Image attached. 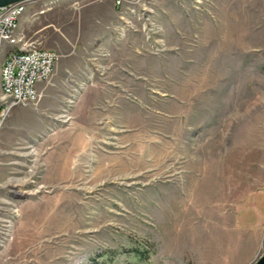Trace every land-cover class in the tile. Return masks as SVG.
Listing matches in <instances>:
<instances>
[{
    "label": "rangeland",
    "instance_id": "374dc122",
    "mask_svg": "<svg viewBox=\"0 0 264 264\" xmlns=\"http://www.w3.org/2000/svg\"><path fill=\"white\" fill-rule=\"evenodd\" d=\"M113 2L106 45L0 131V264H254L264 230L232 218L263 173L264 0H153L152 26ZM107 8L34 0L21 26Z\"/></svg>",
    "mask_w": 264,
    "mask_h": 264
},
{
    "label": "built area",
    "instance_id": "2783aa9c",
    "mask_svg": "<svg viewBox=\"0 0 264 264\" xmlns=\"http://www.w3.org/2000/svg\"><path fill=\"white\" fill-rule=\"evenodd\" d=\"M32 1L34 0H19L0 6V131L15 107L28 106L38 101L42 96L38 85L54 76L57 63L62 57L58 50L42 47L38 41L28 38L21 28V19ZM115 1L122 7V26H133L135 22L132 19L137 15L141 16L140 20L144 19L149 24L150 19L145 18H150L153 12V0ZM140 6L141 11H133ZM145 7L150 8V11L144 10ZM1 209L0 206V211ZM3 221L5 223L6 219ZM2 226L5 227V224ZM4 234L6 237L8 233Z\"/></svg>",
    "mask_w": 264,
    "mask_h": 264
},
{
    "label": "crops",
    "instance_id": "0c3cea01",
    "mask_svg": "<svg viewBox=\"0 0 264 264\" xmlns=\"http://www.w3.org/2000/svg\"><path fill=\"white\" fill-rule=\"evenodd\" d=\"M106 2L108 4L106 11L107 18H105L103 24L99 26V22L97 21L95 26H69L74 30L73 35H69V30L67 31L62 28L63 26H54L53 29L51 28L53 26H40L37 27L36 30H32L33 26H21L24 31H29L28 29H30L33 36L40 38L45 48L56 49L61 54L69 52L70 49L72 52V50L75 49L72 52L73 54L68 56L62 55L65 60H63L62 63H59L60 61L58 62L53 76L55 80L51 83L49 82V84H39L38 88L41 91L46 92L47 85L54 84L64 74H73L79 69L84 68V66L87 65L85 59L88 54V49L96 38H100V42L106 45L103 36L109 35V30L118 20L113 0H106ZM101 5L103 4L95 2L94 5L86 6L87 8L84 11V15L87 16L91 14L94 17H99L100 9L103 7ZM49 35H53L56 43L50 45L47 43L46 37ZM80 59H82V61H80ZM65 61L69 64L71 63V65H64ZM76 84H79V82H76ZM262 171V178L257 187L247 192L234 208L232 228L236 231L253 230L260 233L264 230V165Z\"/></svg>",
    "mask_w": 264,
    "mask_h": 264
},
{
    "label": "water",
    "instance_id": "95a60500",
    "mask_svg": "<svg viewBox=\"0 0 264 264\" xmlns=\"http://www.w3.org/2000/svg\"><path fill=\"white\" fill-rule=\"evenodd\" d=\"M15 1H19V0H0V6L7 5ZM254 264H264V254Z\"/></svg>",
    "mask_w": 264,
    "mask_h": 264
},
{
    "label": "bare ground",
    "instance_id": "6f19581e",
    "mask_svg": "<svg viewBox=\"0 0 264 264\" xmlns=\"http://www.w3.org/2000/svg\"><path fill=\"white\" fill-rule=\"evenodd\" d=\"M122 19H125V18H122ZM10 222V221H9ZM10 226H11V223H10Z\"/></svg>",
    "mask_w": 264,
    "mask_h": 264
}]
</instances>
